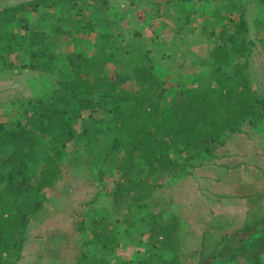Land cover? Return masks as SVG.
Instances as JSON below:
<instances>
[{
  "label": "trees",
  "instance_id": "trees-1",
  "mask_svg": "<svg viewBox=\"0 0 264 264\" xmlns=\"http://www.w3.org/2000/svg\"><path fill=\"white\" fill-rule=\"evenodd\" d=\"M71 1L59 0L64 6L60 12ZM227 1H223V9ZM46 6V0H32L0 8V28L14 25L21 12H37ZM234 19L222 25L217 44L209 52L212 76L217 79L214 96L211 87L201 92L181 88L168 100L161 76L142 60L133 59L138 60L133 64L127 49L122 56L126 69L112 75L104 73L109 60L78 52L68 58L72 77L60 82L56 100L32 103L24 122H0V264H14L7 260L14 252L15 258H20L31 222L49 211L44 192L58 187L66 168L87 170L101 187L86 203L83 219L75 223L76 234L90 237L73 239L79 249L76 264H110L104 258L93 261L97 248L138 244L165 250L170 258L164 264H264V216L253 217L242 229L223 235L209 250L205 236L199 259L193 263L183 260V221L176 216L168 222L157 219L153 200L165 175L205 166L233 136L245 134L247 126L264 121V96L254 91L248 65H232L235 57L256 46L245 6L241 5ZM255 24L258 44L264 51V13ZM31 37L30 62L24 68L52 73L54 45L46 43L43 34ZM111 38V33L103 35L106 41ZM154 48L150 47L147 55ZM5 59L0 51V65L11 67L13 63ZM231 66L234 72L229 71ZM96 94L98 103L93 99ZM97 104L103 107L99 120L105 128L103 134L111 137L102 149L93 139L81 144L89 129L80 134L74 129ZM117 174L116 186L110 189L108 180ZM100 203L107 205L110 216H96L105 210L96 206ZM124 225L140 235L128 239Z\"/></svg>",
  "mask_w": 264,
  "mask_h": 264
},
{
  "label": "rangeland",
  "instance_id": "rangeland-1",
  "mask_svg": "<svg viewBox=\"0 0 264 264\" xmlns=\"http://www.w3.org/2000/svg\"><path fill=\"white\" fill-rule=\"evenodd\" d=\"M27 1L32 0H0V8ZM46 1V8L21 12L14 25L0 28V51L5 53L6 63H13L9 68L0 65V122H24L32 103L56 100L60 82L72 77L68 58L78 52L88 58L98 55L109 60L104 73L112 75L126 69L122 56L127 49L128 58L142 60L161 76L167 85L168 100L181 88L201 92L211 87L214 96L217 79L212 76L209 52L217 44L222 24L229 18L237 20L241 5L246 8L250 37L256 46L235 57L232 65L247 64L254 91L264 96V51L258 44L255 24L263 17L264 0H228L226 9L222 8L225 0H73L64 12H60L64 6L59 0ZM106 33H111L110 41L103 39ZM37 34H43L42 39L54 45L52 73L24 68L30 62L28 43L32 35L37 39ZM35 44L37 50L39 45ZM150 47L155 48L147 55ZM233 66L229 71L234 72ZM93 99L98 103L100 97L96 94ZM102 117L103 107L97 104L84 120L74 124L77 134L89 129L87 136L82 134L81 144L93 139L99 149L106 146L111 137L103 134L105 128L99 124ZM216 155L203 167L165 175L153 197L157 219L168 222L176 216L183 221V260L187 262L198 261L205 236L209 250L223 235L242 229L253 217L264 216V121L247 126L245 134L233 136ZM118 178L117 174L108 180L110 189ZM98 190L100 185L93 182L87 170L66 168L58 187L44 192L49 211L31 222L28 239L18 253L20 258L16 259L14 252L7 260L14 264H76L79 249L73 239L78 235L90 237L76 234L75 223L83 219L86 203ZM100 204L96 206L105 210L96 216H110L107 205ZM122 218L123 214L119 216ZM122 227L128 239L140 235L134 228ZM116 248H97L93 261L104 258L110 264H164L170 258L165 250L148 244Z\"/></svg>",
  "mask_w": 264,
  "mask_h": 264
},
{
  "label": "crops",
  "instance_id": "crops-1",
  "mask_svg": "<svg viewBox=\"0 0 264 264\" xmlns=\"http://www.w3.org/2000/svg\"><path fill=\"white\" fill-rule=\"evenodd\" d=\"M223 25V24H222Z\"/></svg>",
  "mask_w": 264,
  "mask_h": 264
}]
</instances>
